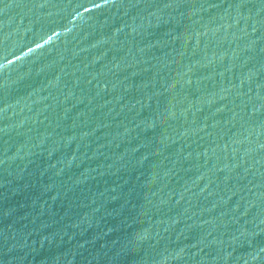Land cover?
I'll use <instances>...</instances> for the list:
<instances>
[{"label":"water","instance_id":"water-1","mask_svg":"<svg viewBox=\"0 0 264 264\" xmlns=\"http://www.w3.org/2000/svg\"><path fill=\"white\" fill-rule=\"evenodd\" d=\"M0 264H264V0H0Z\"/></svg>","mask_w":264,"mask_h":264}]
</instances>
